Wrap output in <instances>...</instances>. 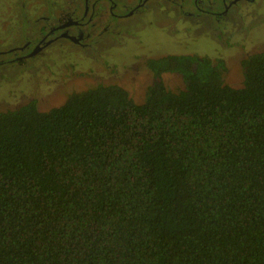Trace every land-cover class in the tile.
Segmentation results:
<instances>
[{
    "label": "trees",
    "instance_id": "16d2710c",
    "mask_svg": "<svg viewBox=\"0 0 264 264\" xmlns=\"http://www.w3.org/2000/svg\"><path fill=\"white\" fill-rule=\"evenodd\" d=\"M241 65L169 54L143 102L0 110V264H264V50Z\"/></svg>",
    "mask_w": 264,
    "mask_h": 264
},
{
    "label": "rangeland",
    "instance_id": "374dc122",
    "mask_svg": "<svg viewBox=\"0 0 264 264\" xmlns=\"http://www.w3.org/2000/svg\"><path fill=\"white\" fill-rule=\"evenodd\" d=\"M69 1L0 0V110L16 108L32 99L41 110H48L64 103L75 91L99 83H118L135 101L143 102L153 82L147 60L169 53L222 58L228 66L225 81L238 87L243 82V58L264 50V0L252 7L242 2L240 13L234 11L238 5L234 4L227 12L229 22L223 14L212 12L223 9L222 1L218 0L211 11L216 0H201L205 11L194 9L191 2L184 3V8L181 1L179 7L168 3L161 14L153 12V21L148 24L149 15L124 16L108 28H103L105 24L95 28L91 33L96 41L93 44L86 39L84 42L90 44L85 47L73 45L62 37L42 52L19 59L23 53L18 47L35 36L29 52L38 45L41 29L48 25L47 30L54 21L50 17L64 16V10L71 8ZM97 20L95 25L100 23ZM154 20L157 25L151 26ZM28 22L32 26H27ZM162 77L170 89L184 85L179 73L164 72Z\"/></svg>",
    "mask_w": 264,
    "mask_h": 264
},
{
    "label": "flooded vegetation",
    "instance_id": "af4514ba",
    "mask_svg": "<svg viewBox=\"0 0 264 264\" xmlns=\"http://www.w3.org/2000/svg\"><path fill=\"white\" fill-rule=\"evenodd\" d=\"M180 1L182 4L181 6H183L184 3L191 2L194 9L198 11H205L200 6L201 0H136L133 3H128L127 0H70L69 2H71L70 4L71 8L69 7L64 10L65 12L64 16L55 19L52 18L53 17L52 14L51 15L52 17H50L49 20L50 21L54 20V21L50 23L47 30L45 28L48 25L45 28L41 29L40 33L42 34L41 35L42 38H40V40L37 41L38 45H36L29 52L30 42L35 41L36 38L35 36L33 38L27 39L23 43V46L18 47L21 48V52L23 53L22 56L19 57V59H22L23 57L25 58L32 55H36L39 52H42L44 48H46V46H48L50 43L62 37L68 39L70 42H72L73 45H79L85 47L87 44L89 45L90 43L93 44L94 42H96L95 38L92 39L91 37L92 36L91 33H93V30L95 28L98 29L100 26H103L104 24L105 25L103 26V28H108L109 26H112L113 23H118L119 22L118 20L122 19L124 16L125 17L133 16L138 13L146 14L147 16L149 15L148 20L146 21V23L148 24L151 21H153L152 18L153 12L158 11V13L161 14L162 10L166 8V4L168 3L173 4L172 6L174 7L175 6L179 7L178 2ZM217 1L218 0H216L214 6H211L209 8L211 9V11L213 10V7H216ZM221 1L223 2L222 4L223 9L219 10L220 11L219 13L216 11H212V12L214 15L223 14L227 22L231 21L227 19V16L229 15L227 14V12L230 10V8H232L234 4L235 5L238 4L236 7H234V11L239 13H240L239 9L242 7L241 4L244 1L247 2L248 6L250 5L251 7L252 5L258 4V0H220V2ZM140 8L143 9L141 10L143 12H137ZM97 18H98L97 21L100 20L99 25H95L94 23L95 19ZM103 19L106 20L102 21ZM261 24L264 25V22ZM156 25H157V21L154 20V24L151 26H156ZM27 26H32V25L28 22ZM175 38H177V36H175ZM86 39L90 43H85L84 41ZM27 49L28 51L25 52ZM71 49H74V46ZM169 54H175V53H169ZM191 54H198V53H191ZM198 55L203 56L204 54H198ZM209 57L213 58L212 56ZM152 59H156V58H152ZM151 75H153V73H151ZM150 84H152V82Z\"/></svg>",
    "mask_w": 264,
    "mask_h": 264
},
{
    "label": "crops",
    "instance_id": "0c3cea01",
    "mask_svg": "<svg viewBox=\"0 0 264 264\" xmlns=\"http://www.w3.org/2000/svg\"><path fill=\"white\" fill-rule=\"evenodd\" d=\"M193 9V7H191Z\"/></svg>",
    "mask_w": 264,
    "mask_h": 264
}]
</instances>
